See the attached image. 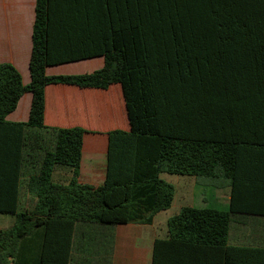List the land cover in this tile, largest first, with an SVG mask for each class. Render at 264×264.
I'll use <instances>...</instances> for the list:
<instances>
[{
    "label": "trees",
    "instance_id": "1",
    "mask_svg": "<svg viewBox=\"0 0 264 264\" xmlns=\"http://www.w3.org/2000/svg\"><path fill=\"white\" fill-rule=\"evenodd\" d=\"M80 2L90 48L53 54L54 14ZM95 57L105 65L92 74H46ZM30 73L25 86L0 65V215L15 219L0 230V264H113L118 226L171 208L162 174L234 178L242 148L264 147V0H36ZM51 84L123 88L131 130L109 133L99 187L78 182L87 132L44 123ZM26 93L28 121L9 122ZM59 166L72 168L68 184L54 181ZM237 213L183 208L153 264H264V248L229 245Z\"/></svg>",
    "mask_w": 264,
    "mask_h": 264
},
{
    "label": "crops",
    "instance_id": "2",
    "mask_svg": "<svg viewBox=\"0 0 264 264\" xmlns=\"http://www.w3.org/2000/svg\"><path fill=\"white\" fill-rule=\"evenodd\" d=\"M36 21V0H0V65L11 64L21 74L23 84L31 82L30 61ZM49 44L53 54L79 55L90 48V29L86 28L85 2L62 6L54 14ZM63 26H62V25ZM105 65L103 57L79 59L49 66L47 76L92 74ZM32 94L26 93L7 120L27 122ZM44 123L51 128H81L83 156L78 182L101 186L107 175L109 133L131 130L123 88L107 90L75 85L51 84L45 89ZM163 175V174H162ZM161 175V178L163 176ZM167 183L175 188L171 208L158 213L152 225L126 224L116 230L113 264H153L157 239L168 237V221L183 208L214 209L234 215L229 245L264 248V147H244L234 178L170 175ZM73 170L57 167L53 179L68 184ZM24 208V206H21ZM3 216V215H2ZM0 215V221H3ZM15 223V222H14ZM14 225V224H13ZM4 222H0V230Z\"/></svg>",
    "mask_w": 264,
    "mask_h": 264
},
{
    "label": "rangeland",
    "instance_id": "3",
    "mask_svg": "<svg viewBox=\"0 0 264 264\" xmlns=\"http://www.w3.org/2000/svg\"><path fill=\"white\" fill-rule=\"evenodd\" d=\"M59 167L60 168H69V169H72L70 167H65V166H59ZM162 176H163V178L165 180H167V178L169 177V175L166 174V173L163 174ZM2 218H4V219H2L3 221H0V222H4V225H5V226H2V228L9 229V228H11L13 226V224L15 222V219L13 217H11V216H2Z\"/></svg>",
    "mask_w": 264,
    "mask_h": 264
}]
</instances>
